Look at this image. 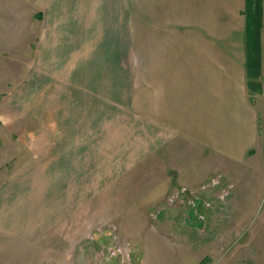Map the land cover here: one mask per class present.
<instances>
[{
    "label": "rangeland",
    "instance_id": "1",
    "mask_svg": "<svg viewBox=\"0 0 264 264\" xmlns=\"http://www.w3.org/2000/svg\"><path fill=\"white\" fill-rule=\"evenodd\" d=\"M98 1L0 0V115L12 121L0 124V144L10 142L0 155V186L29 173L38 189L15 191L28 196L16 212L25 209L18 218L42 226L32 241L1 244L0 264H264V0L252 67L227 62L230 48L223 62L203 63L205 53L187 45L182 15L173 16L175 30L160 31L162 19L142 0H127V14L107 23ZM183 83L192 91L205 83L240 88L224 90L225 100L238 99L225 108V122L237 108L252 117L238 157L192 143L175 161H160L161 171L152 154L137 159L138 141L152 139L144 136L152 90ZM71 90H91L90 122L97 140L111 136L113 156L60 187L59 195L77 184L80 206L73 201L59 220L41 207L48 197L41 172L24 167L39 152V135L69 131L76 107L62 95ZM29 135H38L33 149ZM85 187L95 195L89 200Z\"/></svg>",
    "mask_w": 264,
    "mask_h": 264
},
{
    "label": "crops",
    "instance_id": "2",
    "mask_svg": "<svg viewBox=\"0 0 264 264\" xmlns=\"http://www.w3.org/2000/svg\"><path fill=\"white\" fill-rule=\"evenodd\" d=\"M257 2H261L262 5V0H142L146 13H151L154 20H156V17L159 20L162 19L160 23H157L160 31L171 32L175 30V23L172 21L173 16H176L175 13L178 17L184 16V27L181 29L188 31V34L190 33L187 45L198 47L197 52L199 54L201 52L205 53L204 58H201L203 63L223 62L225 60L224 48H230V53L226 56L229 58L227 62L245 64L257 61L254 59L255 49L262 46V40L259 39L261 29L259 30L257 42H254L250 37L249 20L247 19L249 4L253 3L252 5L255 7ZM148 6H150V11L147 10ZM97 7L101 9L99 12L102 15L110 14L107 15L110 16L106 19L107 23L118 22L117 14L125 15L128 12L127 0H100ZM136 7L138 13L141 14L140 4H137ZM262 19L261 16V23ZM206 70L208 71V68ZM182 85L179 90H152V111L150 118L147 116L151 120V129L144 132V136L149 133L152 139L150 142L143 140L138 141V144L135 143L137 144L134 147L137 150V159L138 157L147 158L149 154H152L151 157L156 160V168L161 171L162 167L160 168V166L162 163L160 161L163 162L166 159H174L175 161V154L180 150H187L188 152L192 149V143H200L219 152L225 150L232 157H238L239 151H235L237 150L235 147L245 144L248 140L246 131L252 125V117H248V113L245 114V112L241 114L239 108H237L235 114L232 117L228 116L229 119L225 122V108L238 105V99L229 96V99L225 100L224 90H240V88H223L217 86V83L209 87L208 83H205L201 89L192 91L187 89L184 83ZM26 87L27 84L24 88ZM25 90L30 89L26 88ZM40 90L42 89L40 88ZM244 90L249 89L246 87ZM90 93L91 90H71V93L62 95L65 96L62 100L66 104L76 107L72 108V120L67 124L70 128L69 131L64 134L57 132L56 134L45 133L46 135H39L41 142L39 152L24 167L26 170L29 167L38 168L37 170L41 172L42 178L45 179L48 186L46 193L48 197L41 207H44L46 213H55L54 216L59 217V220L64 217L66 208L74 204L73 201L80 206L77 184L74 185L75 188L70 184L66 190L67 193L63 192L61 195H59L60 187H64L67 182H77L79 174L84 175L86 170L88 173H93L96 160L105 161L107 159L110 161L113 156L110 150L111 136H107L108 140L106 142L103 139L102 141L97 140L98 135L95 127L90 122L91 110L89 108L90 104L93 103L90 101ZM125 95V102L128 106L127 90ZM39 97L41 101L42 96ZM60 97L61 94L58 98L60 99ZM130 104H132V101ZM32 105L29 104L30 109ZM81 111L82 113H80ZM135 111H137L136 106ZM28 137L27 141L30 147L35 148L33 140H36L38 135L35 137L29 135ZM249 139H251V135ZM9 144V140L1 142L0 155L4 153L6 147H9ZM11 158L13 156L9 157V159ZM158 162L161 164H158ZM98 165L100 167L99 162ZM126 165L124 164V170L127 167ZM158 165L160 166L158 167ZM107 167L110 168L108 164ZM115 173L118 176L120 171ZM123 173L125 172L123 171ZM31 179L29 173L25 172L23 177L14 178L12 181L0 186V245H9L4 242H10L11 239L20 240L21 242L32 241L33 232L42 227L41 221L37 218L31 220L32 224L27 218H18L19 215L26 216L25 209L18 216L17 213H20L21 210L16 212V207L24 206L20 205L21 201L25 202V206H27V199H24V197L28 196L21 193L17 195L15 191L29 192L30 189H38L34 187L35 184ZM49 180L54 183H49ZM74 189L77 192L76 196L70 193ZM85 189L87 200H89L91 196L89 193L90 187H85ZM38 223L40 224L38 225ZM44 231L34 236V240L39 241L42 239Z\"/></svg>",
    "mask_w": 264,
    "mask_h": 264
},
{
    "label": "trees",
    "instance_id": "3",
    "mask_svg": "<svg viewBox=\"0 0 264 264\" xmlns=\"http://www.w3.org/2000/svg\"><path fill=\"white\" fill-rule=\"evenodd\" d=\"M253 2V1H252ZM249 4L247 9V19L249 20V28H250V37L257 42L260 26H261V16L263 17V4L261 2H257L256 6ZM257 48L255 49V51ZM249 67H252V63H248ZM257 66V65H256ZM255 66V67H256Z\"/></svg>",
    "mask_w": 264,
    "mask_h": 264
},
{
    "label": "clouds",
    "instance_id": "4",
    "mask_svg": "<svg viewBox=\"0 0 264 264\" xmlns=\"http://www.w3.org/2000/svg\"><path fill=\"white\" fill-rule=\"evenodd\" d=\"M11 118L7 116L0 115V124H8L11 123Z\"/></svg>",
    "mask_w": 264,
    "mask_h": 264
}]
</instances>
